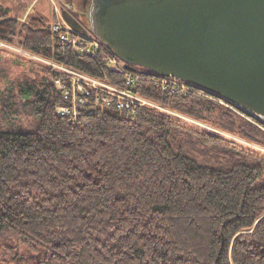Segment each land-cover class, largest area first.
<instances>
[{
  "label": "trees",
  "instance_id": "obj_1",
  "mask_svg": "<svg viewBox=\"0 0 264 264\" xmlns=\"http://www.w3.org/2000/svg\"><path fill=\"white\" fill-rule=\"evenodd\" d=\"M52 24L21 22L0 2V41L124 86V72ZM15 54L36 74L0 94V264H264L263 152L151 107L89 96L74 114L59 70ZM190 85L141 79L132 90L264 147V122Z\"/></svg>",
  "mask_w": 264,
  "mask_h": 264
},
{
  "label": "water",
  "instance_id": "obj_2",
  "mask_svg": "<svg viewBox=\"0 0 264 264\" xmlns=\"http://www.w3.org/2000/svg\"><path fill=\"white\" fill-rule=\"evenodd\" d=\"M84 14L124 62L181 79L264 122V0H87ZM62 17L86 30L72 13Z\"/></svg>",
  "mask_w": 264,
  "mask_h": 264
},
{
  "label": "built area",
  "instance_id": "obj_3",
  "mask_svg": "<svg viewBox=\"0 0 264 264\" xmlns=\"http://www.w3.org/2000/svg\"><path fill=\"white\" fill-rule=\"evenodd\" d=\"M64 7L65 8H62L61 11L73 13V2H65ZM60 17L61 21L56 24L53 23L52 28L54 31L58 32L59 37L63 41L70 43L78 51L95 56L100 55L108 67L125 73L124 86L121 87L122 89H118L113 87L114 85L104 84V82L97 79V77L95 78L90 75H84L86 81L81 80L82 83H78L68 69L64 68L61 64H54L58 70L60 69L59 75L54 78V85L61 91L63 98L74 105L72 113L76 114L77 109L75 106L78 103L87 104L89 96L93 98V102L105 105L115 102L117 107L129 108L130 105L133 104L149 107L151 103L141 98L142 96H134L135 92L132 90L136 82L141 79L159 80L161 82H163L161 79H164L166 80L164 88H167V85L170 84L169 86L172 87L171 92L173 93H178L179 90L180 93H183L182 88L192 89L190 84L175 77H160L143 67L124 62L91 32L76 30L69 26L62 16ZM86 44L88 46H86ZM57 110L61 114L69 112L68 108L63 105L58 106Z\"/></svg>",
  "mask_w": 264,
  "mask_h": 264
},
{
  "label": "rangeland",
  "instance_id": "obj_4",
  "mask_svg": "<svg viewBox=\"0 0 264 264\" xmlns=\"http://www.w3.org/2000/svg\"><path fill=\"white\" fill-rule=\"evenodd\" d=\"M68 1L69 0H0V2L9 9V15L17 18L21 22L26 21L29 18V16H31V15H38V16H43V17L47 18L48 21H51L54 24L61 21V17H60V16H62L61 9L65 8L64 3L68 2ZM71 1H74V3L76 2V0H71ZM86 46H88V45L86 44ZM15 53H23V54L25 53L26 55L32 56L33 59H35L36 61H40V62L49 64L51 66H53L54 64H61L64 68L68 69V71H70L71 74H73V77L75 78L76 82H78V83H82L81 80L86 81V79L84 78V75H89V74L83 73L77 69H74L72 67L66 66L62 63L52 61L49 59H45V58H42V57L37 56V55H32V54L28 53L27 51H25L21 45H19L18 40H16L14 43H6L3 41H0V94L3 92H7V90L5 91L4 88L9 81L15 84L16 81H18V80L22 81L25 78V76L28 74H30V76H33V77L36 74V69L34 71H30L28 73L25 70V67L23 66V64L16 58ZM53 67L57 68L55 65ZM97 79H99L100 81H103L104 84L111 85V86L114 85V84H112V83H110L104 79H100V78H97ZM161 80L163 82H161L159 80H151V81H156V82H158V84L160 83V85L163 89H169L170 91H172L171 90L172 87L169 86L170 84L167 85V88H164V83L166 82V80H164V79H161ZM113 87H116L118 89H122L121 87H119L117 85H114ZM182 89H183V93H187L188 91H190L189 89H185V88H182ZM15 91H16V87H15ZM119 91H121V90H119ZM178 93H180V90L178 91ZM134 96L140 97L142 95H140V94L138 95L135 93ZM141 98H144L147 101H149L151 103L149 107H151V108L171 113V114L178 116V117H181L187 121H190V122H193V123L198 124L200 126L214 130L215 132H220L230 139H235L236 141H239L243 145H246L248 147H251L253 149H256V150L264 153V147L263 146H260L258 144L253 143V142H250V141H247V140L242 139L238 136L221 132L217 128L211 127V126H209L205 123H202L198 120H195L191 117H188L186 115H183L181 113L173 111V110H171V109H169L163 105H160L159 103H157L156 101H153L151 99L145 98L143 96ZM219 103H222V102H219ZM224 104H226V103L224 102ZM2 234H9L13 238L17 237V234L10 231V230H3ZM4 257L8 258V255H6V254L4 255L0 251V260H2V258H4Z\"/></svg>",
  "mask_w": 264,
  "mask_h": 264
},
{
  "label": "flooded vegetation",
  "instance_id": "obj_5",
  "mask_svg": "<svg viewBox=\"0 0 264 264\" xmlns=\"http://www.w3.org/2000/svg\"><path fill=\"white\" fill-rule=\"evenodd\" d=\"M75 7H76L75 16L79 18V20L84 26H86L87 18L84 13H85V9L87 8V0H76Z\"/></svg>",
  "mask_w": 264,
  "mask_h": 264
}]
</instances>
